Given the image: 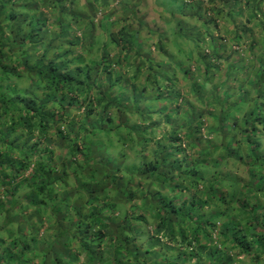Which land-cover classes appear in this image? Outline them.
Here are the masks:
<instances>
[{
	"label": "trees",
	"instance_id": "1",
	"mask_svg": "<svg viewBox=\"0 0 264 264\" xmlns=\"http://www.w3.org/2000/svg\"><path fill=\"white\" fill-rule=\"evenodd\" d=\"M37 4L0 0V264H264V0L112 18L95 59ZM221 70L252 90L229 129L196 95Z\"/></svg>",
	"mask_w": 264,
	"mask_h": 264
},
{
	"label": "rangeland",
	"instance_id": "2",
	"mask_svg": "<svg viewBox=\"0 0 264 264\" xmlns=\"http://www.w3.org/2000/svg\"><path fill=\"white\" fill-rule=\"evenodd\" d=\"M38 1L37 8L40 10V12H46V17H52L54 21H61L62 23H65L66 25H70V35H72L73 38L77 37V33L82 31L86 33L85 41L88 44L91 39V33L89 32L91 29V26H94L96 29V32L93 34L95 35L96 40H94V43L97 44V47H94L95 50H92L91 53H89V57L95 59L96 54L98 50H100L105 43L108 44L111 41V36L115 34L113 28L116 26V22H112V18L119 17L121 18V21H119L120 24L126 25L127 30L131 29L130 25L128 24L129 21H132L131 24L134 25L137 23L136 20H141L144 24V33H146L147 29L150 27H153V25L148 21L152 20L155 21L160 27L159 24V15L160 12L157 10H154L153 7V0H146L145 6L142 8V6H138V11L134 10L135 7L129 4H124L122 0H96V3H94V0H69L64 2L61 6H53L46 2L45 0H35ZM167 0H162L161 2L158 0V6L162 8V5L166 4L172 5L175 7V2L172 1V3L167 2ZM180 2V0H177V3ZM174 3V4H173ZM148 4H151L149 6ZM134 5V4H133ZM96 9H98L96 11ZM161 10V9H160ZM162 11V10H161ZM120 13V14H119ZM83 20V24H81V20ZM123 20V23H122ZM245 21H239L236 25V27L243 28L245 26ZM109 29V32H107ZM51 33L55 34L53 30H50ZM64 34L66 35V30L64 31ZM60 45H66L64 43V40L61 37H58L56 40ZM85 49V48H84ZM86 50V49H85ZM61 60H64V57H62ZM168 84L174 82L173 79L175 77L172 75L170 70L168 69ZM33 81H35V78L29 79L24 75V83L27 85H30ZM5 89L12 93L14 86H4ZM21 89L25 90L28 89L29 86H20ZM201 90H205V92H201ZM197 94L200 98V100H203L206 103L212 102L213 104L219 105V111H222V114L219 115L216 120L217 124H224V127L232 128L237 122L235 117H230L228 115V109L225 107V104L232 101L231 94L227 90V88L224 85V82H219L217 86H214L212 82H206L202 86H199V88L196 90ZM23 93V91H20ZM188 93V92H187ZM247 94V91L245 92ZM253 94L258 95V91L254 90ZM129 93L123 92L122 96L127 97ZM186 97V96H185ZM199 99H185L184 104L187 102L189 105H193L195 107H198V110H200V107L198 105ZM175 101L177 103H180L181 98H176ZM228 101V102H227ZM206 110V108H205ZM235 116V115H234ZM221 117V118H220ZM128 119L130 121L135 122L134 117L129 114ZM157 124H161L160 122H157ZM227 129V130H228ZM130 132H134V129H132ZM135 140H142V137L144 136H134ZM98 142L103 143V138L97 134ZM101 138V139H100ZM259 151L264 156V151L262 149H259ZM222 162H226V166H229V163H227V158L221 159ZM230 162V161H229Z\"/></svg>",
	"mask_w": 264,
	"mask_h": 264
},
{
	"label": "crops",
	"instance_id": "3",
	"mask_svg": "<svg viewBox=\"0 0 264 264\" xmlns=\"http://www.w3.org/2000/svg\"><path fill=\"white\" fill-rule=\"evenodd\" d=\"M122 1H124L123 2L124 4L132 5L133 7H135L134 10H137V11H138V9H137L138 6H142V8H143L145 6V4H146V0H122ZM143 1L145 3L142 5ZM175 5H177V2L175 3ZM150 6L152 7L151 4H150ZM152 8L154 10H157L160 13H161V10H163L161 7L158 6V2L156 0H153V7ZM175 8H173V9H175ZM248 13H250V11ZM159 17H160V15H159ZM194 70L195 69L192 68V71H194ZM221 72H222L221 74H213L211 77L208 76V78L211 79V82H212V84L214 86H217L220 81L223 82L226 79V72H225V70H221ZM184 79H185L184 77L180 76V81L182 80V82L185 85V81L186 80L184 81ZM227 81H228V77H227ZM233 81L234 82H233V84H231V86H227V84L225 85V87L227 88V90L230 92L231 98H232L233 101L234 100H237L239 97H241V94L244 95L246 91H247V93H249L248 94V96H249L248 100L253 99L252 98V90L250 89V86H247L244 83L240 82V80H238L237 78H235V79L233 78ZM186 87L187 88H186V90L184 92H188V90H190V87L189 86H186ZM185 95H187V93ZM245 97H246V95H245ZM262 100H264V96H262L260 98V101L261 102H262ZM247 108H249V106ZM248 111H249V109H248Z\"/></svg>",
	"mask_w": 264,
	"mask_h": 264
},
{
	"label": "clouds",
	"instance_id": "4",
	"mask_svg": "<svg viewBox=\"0 0 264 264\" xmlns=\"http://www.w3.org/2000/svg\"><path fill=\"white\" fill-rule=\"evenodd\" d=\"M194 71H195V70H194ZM204 133L206 134L205 130L203 129V134H204Z\"/></svg>",
	"mask_w": 264,
	"mask_h": 264
}]
</instances>
